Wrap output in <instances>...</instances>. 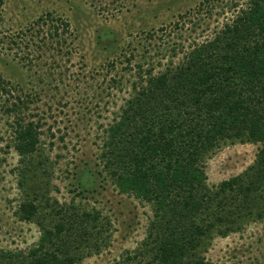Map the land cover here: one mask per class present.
I'll return each mask as SVG.
<instances>
[{
    "label": "rangeland",
    "instance_id": "obj_1",
    "mask_svg": "<svg viewBox=\"0 0 264 264\" xmlns=\"http://www.w3.org/2000/svg\"><path fill=\"white\" fill-rule=\"evenodd\" d=\"M247 3L4 0L0 253L28 252L39 242L37 224L19 215L21 204L38 196L40 215L48 222L61 220L56 215L61 209L70 220L100 213L90 223L94 239L90 249H81L86 255L80 264H122L131 258L146 239L156 207L116 189L103 167L106 131L138 81L140 65L153 67L155 74L176 65L190 46L212 39ZM22 101L21 111L9 113ZM17 119L40 125V147L24 161L14 149ZM261 148L224 144L204 162L208 185L241 175ZM74 246L71 242L68 250ZM201 255L208 264H264V220H244L238 232L205 239Z\"/></svg>",
    "mask_w": 264,
    "mask_h": 264
},
{
    "label": "trees",
    "instance_id": "obj_2",
    "mask_svg": "<svg viewBox=\"0 0 264 264\" xmlns=\"http://www.w3.org/2000/svg\"><path fill=\"white\" fill-rule=\"evenodd\" d=\"M183 55L157 74L140 65L106 131L103 167L116 189L156 207L146 239L122 264H208L205 239L238 232L244 220H264V0H248L230 24ZM4 83L0 74L2 91ZM15 125L14 149L24 161L40 147V125L24 119ZM236 142L262 148L241 175L210 187L207 156ZM37 197L22 203L19 215L37 224L39 242L28 252H1L0 264H80L100 213L70 220L61 209V220L48 222Z\"/></svg>",
    "mask_w": 264,
    "mask_h": 264
}]
</instances>
